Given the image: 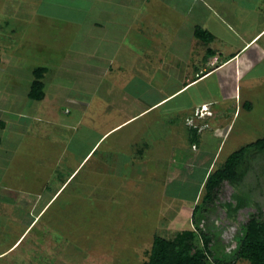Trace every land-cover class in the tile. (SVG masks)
I'll return each mask as SVG.
<instances>
[{"label":"rangeland","instance_id":"rangeland-1","mask_svg":"<svg viewBox=\"0 0 264 264\" xmlns=\"http://www.w3.org/2000/svg\"><path fill=\"white\" fill-rule=\"evenodd\" d=\"M39 1L0 0V57L2 59L0 102L23 100L22 102L26 103H22L20 111L32 112L35 117L42 119L58 116L60 121L63 119L72 125V128L63 129V126L59 125L57 130L54 126L44 125L45 122L34 121L30 114L26 118L27 121H24L27 128L26 133L21 134V139L18 140L20 151L26 163L33 160L31 164L34 165V169L39 166V172L37 170L34 172L30 167H28L30 170L26 168L20 173L13 171L15 175L11 176V182L21 180L26 185L24 188L30 185L38 190L35 182L46 181L48 174L52 171L54 175L49 181V188L52 190L46 193L54 197L59 194L52 204L43 202L36 209H31L30 201L20 203L16 201L19 196L16 189L10 187V192L6 184H0V264H142L148 260L155 235L174 240L179 233L188 229H197L210 234L219 248L217 257L227 260L226 256L231 255L236 249L238 232L248 221L249 216L261 213L264 219V154L251 155L243 166L246 173L242 181L238 185L223 184L215 202L204 207L195 218V222L193 211L195 206L202 202L203 186L200 185L206 172L209 169L219 168L229 155L264 136V101L260 99L264 89L260 88L254 92L245 90V82H242L238 86L241 87L242 94L239 93L237 100L236 82L228 77V85L224 84L217 93L213 91V95H218L220 99L219 109H224L225 114L229 115L222 128L225 130L231 125L220 151L218 147L222 136L214 137L211 130L205 129L206 131L195 142V147L190 144L188 131L191 128L188 123L186 125L185 117L183 116L180 124L168 122V116L163 115L168 107L166 106L154 112H147L148 114L113 130L98 143L89 157L80 165L84 152L98 142L114 124L125 121L130 117L129 114L135 111L137 107L133 103L136 102V99H133L135 92L139 96V101L158 97L157 93L152 95L144 88L146 81L143 78L151 77L156 85L162 86V84H168L171 77L165 79L167 75L163 76L162 71H158L160 69L156 59L148 60L150 39L147 40L148 36L144 28L145 36L141 45L147 42V46L140 56L137 58L133 56L137 63L133 64L132 69L138 71L140 78L135 92L134 88L126 83L132 75L130 69L127 70V75L118 74L117 83L114 82L121 64L101 59L100 53L96 55V58L89 59L85 65L88 63L92 66L111 64L104 77H101L103 83L99 86L97 82L92 83L89 91L88 86L85 85L87 75H78L77 78L73 69H62V66L68 64V57L84 58L86 56L81 48L75 49L78 46L76 37L80 38L79 35H81L83 38L85 30L81 29V31L69 26L67 30L60 32L57 40L54 38L51 44L48 39L51 36L49 26L41 28L36 27L35 24L30 26L28 24L32 20L39 23V18L34 13L36 10H42L45 13L53 10L50 17L64 12L57 6H46L53 5V1L57 0H43L42 4H38ZM145 1L148 7L159 4L158 0ZM104 3L114 4V0L96 2L100 7ZM65 12L74 17L69 10ZM122 12L125 10L120 11ZM200 13L198 11L194 13L196 18ZM234 13L239 18L245 17L242 22L250 28L249 31L264 22L262 11ZM160 14L173 19L175 24L179 23L178 15L168 8L166 3ZM77 17L76 19L82 20L81 15ZM91 19L92 15L83 21ZM41 23L44 26L47 25L46 21ZM118 23L117 18L112 21V29L118 26ZM134 26L135 29L130 35L140 36L138 31L141 32L142 26H145L144 22H136ZM183 29L186 30L185 27ZM153 31L151 36L159 37V31ZM217 31L219 37L222 36L220 38L223 39L233 36L221 27ZM36 35L41 41L34 40L32 49L28 51L23 49L22 52L18 48V41L23 40L26 45L30 40L28 36ZM43 37L45 40L42 39ZM166 40L168 41V37ZM22 45L24 48L23 43ZM88 45L92 44L88 43ZM105 45L107 44L104 42L99 44L102 49L104 48L102 52L107 51ZM163 45L169 47L166 43ZM201 45L203 48L200 45L196 47H201L200 51L204 53L208 44L205 45L201 40ZM157 46L161 44L156 43L155 50ZM118 51L120 54L117 56L120 59L125 56L120 49ZM215 59V63L204 66L207 69L211 68L210 66L216 67L220 61ZM81 64L84 66L83 62ZM40 66L52 68V74L48 75L47 79H50L52 83L56 77V82L52 85L46 79L45 91L48 93L46 101L33 103L28 100L26 91L32 80V70ZM254 70L255 74L263 73L264 63ZM109 82L116 84L112 85V88H106L105 84ZM219 82V76L213 74L211 78L200 81L186 94H201L202 91L218 85ZM55 85L60 88V95L57 103L54 102L55 105L60 109L72 110L71 114H61L60 111L57 112L56 106L50 104L54 98L52 95L58 92V90H51L53 89L51 87ZM91 86H94L93 90ZM122 86L126 87L122 89ZM172 87L170 85V88ZM186 94L179 95L171 103L184 101ZM109 95H111V102H106ZM229 95L232 99L226 100L225 97ZM67 96L76 102L91 98L95 108L91 105L84 117L75 103L66 102ZM250 98L252 102H247ZM236 103L241 113L234 118ZM249 104L252 106L250 109ZM173 118L175 115L172 114V120ZM194 124L197 125L198 120H195ZM52 131L58 133L54 135L51 134ZM37 132H40L42 136L33 137ZM51 137H55L56 141H52ZM50 143L56 154L64 153L60 164L56 167L54 161L42 165L37 163L41 157L50 158L49 154L48 156L45 154V149L51 146ZM74 170L77 172L63 188L60 186L61 183L56 186L60 176L68 179L67 177ZM28 171H30L29 174ZM38 173L40 174L37 175ZM196 193H198L197 196ZM236 196L242 198L243 202L247 201V205L231 215L227 205L236 206L238 201ZM1 198H4L5 202ZM30 222L35 223L25 230ZM17 240H19L18 244L13 247ZM9 247L13 248L7 251ZM233 257L234 254L229 259ZM238 264L249 263L241 261Z\"/></svg>","mask_w":264,"mask_h":264},{"label":"crops","instance_id":"crops-1","mask_svg":"<svg viewBox=\"0 0 264 264\" xmlns=\"http://www.w3.org/2000/svg\"><path fill=\"white\" fill-rule=\"evenodd\" d=\"M97 1L99 0L53 1V5L46 6H57L58 9L64 13L58 16L54 15L55 17H50L52 16L50 13L53 10L49 13H45L42 10H36L34 13L36 17L39 18V23H36V21L32 20L29 22L28 26L32 24H35L36 27L41 28L49 26V28H51V36L47 38L51 41V44H53L52 42L54 41V38L57 40L58 34L63 32L65 29L67 30L69 26L77 28V30L84 29V37L81 38V35H79L80 38L76 37L78 46H76L75 49L78 50L81 48V50H83L82 53L86 56L84 58L68 57V64L62 66V69H73L77 75V78L78 75H87L85 85L88 86V90L90 91V85H92V83L96 84L97 82L98 86L103 83V79L101 77H104L108 70V66L112 63V61H116L121 64V68L119 69V72L113 81L117 83L118 74H122V76L127 75V70L130 69L132 75L129 76V79L126 83H129L131 87L134 88V92L135 88H138L140 78L138 71H133L132 69L133 64L137 63L133 56H136V58L140 56V53L144 52V49L147 46V42L141 45V42L145 36L143 33V29L145 28L148 36L147 40L150 39V57L148 60L156 59L159 65L158 68L160 69L158 71H162L163 76L165 74L167 75V78L165 79H170L171 77V80L168 84H162L161 86L156 85L153 81V78L151 77H148L147 79L143 78L146 81V87L144 88L149 90L152 95L157 93L158 97L139 101V96L136 95L137 93L135 92V97H133V99H136V102L133 103L137 105L135 111L130 113V117L125 121H118L119 124H114L111 129H109L103 134L102 137H100L98 142L89 148L88 151L84 152L80 161V165L89 157L98 143L108 134L110 135L113 130L120 128L129 121H133L136 118L138 119L139 117L148 114L150 111L154 112L166 106L168 107L164 110L163 115L168 116V122L180 124L184 116L186 119V125L187 121L190 119L198 120L197 126L199 125L200 127L198 126L197 132L200 137L206 130H211L214 137L216 136L220 138V136H222V141L218 147V151H220L222 143L231 129V125H229L225 130L222 128L224 123H226L228 120L229 115L227 116L228 113L225 114L224 109H219L220 99L218 98V95H213V91L217 93L220 88L224 87V84L228 85V77H231V79L236 82L235 97L237 100L239 98V93L242 94L241 87H238L242 82H245V90L249 89V91L254 92L258 89L260 90V88L264 89V72L259 74L254 73V69H256L260 64L264 63V22L259 24L253 30L249 31L250 28L246 27V25H244L242 22L245 20V17L240 16L239 18L234 12H264V0H158V5L152 4L150 7H148L149 5L146 4L145 0H114V4H102L101 6L104 8L97 6ZM42 2L43 0H40L38 4H42ZM164 3H166L167 7L175 11V13L178 15V24H175L173 19L160 14ZM194 8L197 9L198 12H201L200 15H197V18L194 15V13L197 12ZM66 10H69L71 15L75 18L66 14ZM121 10H125L126 13H120ZM78 15L82 16V20L76 19L78 18ZM90 15H92V19L90 21H83ZM116 18L119 22L118 26L112 29V21L116 20ZM212 20H214V23H212ZM43 21H46V26L41 23ZM139 21H143L145 26H142L143 28L141 29V32L138 31L140 36L134 37L130 34L135 29V23ZM209 24H211V26ZM253 25L255 24L253 23ZM184 27L186 28L185 31L183 29ZM199 27L208 31L212 35L210 42L205 43L202 41L205 45L208 44L206 45L204 53H201L200 51L202 47L201 40L195 36V31ZM219 27L223 28L228 33H231V35H233L232 38H220L222 36L219 37L217 31ZM182 29L183 31H181ZM153 30L156 32L159 31V37H155L154 35L151 36V34L154 33ZM178 30H180V32ZM163 33L164 35H161ZM28 37L30 40L26 43V45L25 41H18V48L22 52L23 49H27V51L28 49H32L34 40L37 39L38 41H41V39L37 38V35ZM166 37H168V41L166 40ZM42 39L45 40L44 37ZM61 40L64 41V39ZM102 42L107 44L105 45L107 50L105 52H102L104 48L102 49L101 46H99V44ZM22 43L24 44V48ZM88 43L92 45H88ZM113 43H115V45H113ZM156 43L161 44V46H157V50H155ZM163 43L168 44L169 47L164 46ZM196 45H200L201 47L197 48ZM119 49L121 53L125 54V56H123L121 59L117 56V54H120L118 51ZM99 53L101 59L104 58L103 60H111V63H109V65L105 64L92 66L89 63L85 65L89 59H92L93 57L96 58V55ZM214 59L220 62L216 67L210 66L211 68L207 69L206 66L215 63ZM81 62H83L84 66H82ZM48 69L49 71L45 77V87L47 76L51 75V71L53 70L50 67H48ZM33 70L32 80L27 88L26 96L30 102L44 103L47 99V91H45V97L41 101L32 100L28 96L31 84L34 79ZM213 74H217L220 78L218 85L211 86L210 88L202 91L201 94H186L200 81L207 80L209 77L211 78ZM55 79L56 77H54L53 81L51 80L52 83L50 82V79H47V82L53 85V83L56 82ZM172 79L174 81H172ZM116 83L109 82L108 84H105V87L112 88V85ZM170 85L173 87L170 88ZM125 87L126 86H122V89ZM51 88H53L51 89L52 91L58 90V92L52 95L54 98L53 101L50 102L52 106H56L54 102L57 103L58 96L60 95V88L57 85ZM91 88L93 90L94 86H91ZM182 94H186L184 101L180 103L174 102V104L171 103L175 98ZM230 97L232 96L229 95V97H225V99L231 100L232 98ZM242 99L243 98L241 97V100ZM260 99L261 101H264V93L261 94ZM65 100L66 102L75 103L76 108H79L83 112L84 117L87 115V111L91 105L95 108L91 98L83 100L81 99V101L76 102L75 100L71 99L70 96H67ZM248 100L249 101L247 102H252L251 98ZM17 101L18 102H0V184H6L10 192L11 188L16 189L17 194L19 195L16 198V201H19V203L30 201V203H32L30 208L36 209L38 205H41L43 202L52 204L59 193L55 195V197L53 195L49 196L46 193V191L52 190L49 188L50 177H53L54 175L52 171L50 174H48V179L46 181L35 182V186L38 187V190L34 189L30 185L24 188L26 185L25 183H22L21 180L14 181V183L11 182V176L15 175L13 171L20 173L26 170V168L30 167V169L32 168L34 172L36 170L39 172V166H36L34 169V165L31 164L33 160L26 163L25 157L22 156L20 151V142H18V140L21 139V134L26 133L25 130L27 128L26 122L24 121H27L26 118L30 114L34 121L43 123L45 122L44 125L51 127L54 126L57 128V130L59 125L63 126V129H71L72 125H69L63 119L60 121L58 116L51 119H42L41 117H35L32 112H26V110L20 111L19 108L22 106V103L25 104L26 102H22L23 100ZM106 102H111V95L107 97ZM139 102H141V104ZM203 106H208L209 111L212 112V116H209V113H207L208 117L206 115L205 119L199 120L195 118L194 115L195 112L200 110ZM250 108H252L251 104H249V109ZM59 111L61 114L69 115L72 113V110L70 111L68 108L60 109V107H57V112ZM202 111L204 113L206 110ZM103 112L104 111H102V113ZM240 113L241 109L239 110V106L236 103L233 115L234 118H236L237 115L240 116ZM172 114L175 115L176 119L173 118L172 120ZM159 116L161 117L160 114ZM208 124L210 126H208ZM211 124L214 126L212 127ZM199 129L201 130L199 131ZM55 133L58 132H51V134L54 135ZM34 134L35 135L33 137L36 138L42 136L40 132ZM51 139L52 141H56L55 137H51ZM50 148L47 147L45 149V154H47V156L49 154L50 158L44 159L41 157L37 160L38 164H48L49 161L56 162L54 165L55 167L60 164L64 153L59 152L56 154L52 144ZM30 169L28 168V170ZM29 172L30 171H28V174ZM76 172L77 170H74L69 175V177H67L68 179H64L63 176H60L59 178L57 177L58 182L56 186L61 183L60 186L63 188L68 180L72 178ZM39 174L40 173L37 175ZM1 199L5 202L4 198ZM36 219H38L37 215ZM33 223L30 222L25 230H28ZM18 242L19 240L13 244V247L16 246ZM13 247H9L7 251Z\"/></svg>","mask_w":264,"mask_h":264},{"label":"trees","instance_id":"trees-1","mask_svg":"<svg viewBox=\"0 0 264 264\" xmlns=\"http://www.w3.org/2000/svg\"><path fill=\"white\" fill-rule=\"evenodd\" d=\"M195 36L205 43H208L212 38L208 31L200 27L196 29ZM1 62L0 57V64ZM48 71L46 66H40L33 70L34 79L28 95L30 99L35 101L44 99L45 77ZM188 134L190 144L195 147V142L199 140L197 129L191 127ZM253 154H264V136L229 155L219 168L209 169L206 172L200 185L203 186L202 202L197 204L193 211L194 222L204 207L215 202L223 184L238 185L242 181L246 173L243 166ZM198 193L195 195L197 196ZM236 198L238 200L236 206L227 205L231 210V215L247 205V201L243 202L242 198L238 196ZM236 240L237 247L231 254H234V257L229 259L231 255H227L228 259L223 260L217 257L219 248L213 242L211 235L201 230H185L179 233L174 240L155 235L148 260L142 264H238L241 261L249 264H264V219L261 213L249 216L248 221L239 230Z\"/></svg>","mask_w":264,"mask_h":264},{"label":"clouds","instance_id":"clouds-1","mask_svg":"<svg viewBox=\"0 0 264 264\" xmlns=\"http://www.w3.org/2000/svg\"><path fill=\"white\" fill-rule=\"evenodd\" d=\"M204 107V106H203ZM203 107L200 109V110H197L196 112H198V113H202L203 114V116H201V117H197V116H195V117H197V119H205L206 118V115H207V113H209V116H212V112L211 111H209V108H208V106H205V107H207L208 108V110H206V111H204V113H203V111L202 110H204L203 109ZM195 112V113H196ZM205 114V115H204ZM207 117H208V115H207ZM195 121V120H194ZM197 128H198V126H197ZM197 128H195V129H197Z\"/></svg>","mask_w":264,"mask_h":264},{"label":"built area","instance_id":"built-area-1","mask_svg":"<svg viewBox=\"0 0 264 264\" xmlns=\"http://www.w3.org/2000/svg\"><path fill=\"white\" fill-rule=\"evenodd\" d=\"M206 107L204 106L203 107V109H205ZM196 116L197 117H201V116H203V114L200 112V113H198V112H196ZM188 125L190 126V127H193V128H197V125H195L194 123H195V121H193V119H190V120H188ZM201 129H199V131H200Z\"/></svg>","mask_w":264,"mask_h":264},{"label":"bare ground","instance_id":"bare-ground-1","mask_svg":"<svg viewBox=\"0 0 264 264\" xmlns=\"http://www.w3.org/2000/svg\"><path fill=\"white\" fill-rule=\"evenodd\" d=\"M204 110H208V108L206 107Z\"/></svg>","mask_w":264,"mask_h":264}]
</instances>
